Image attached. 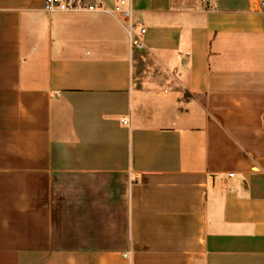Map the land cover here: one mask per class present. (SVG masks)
Wrapping results in <instances>:
<instances>
[{
    "label": "crops",
    "instance_id": "1",
    "mask_svg": "<svg viewBox=\"0 0 264 264\" xmlns=\"http://www.w3.org/2000/svg\"><path fill=\"white\" fill-rule=\"evenodd\" d=\"M261 1L0 0V264H264Z\"/></svg>",
    "mask_w": 264,
    "mask_h": 264
},
{
    "label": "built area",
    "instance_id": "2",
    "mask_svg": "<svg viewBox=\"0 0 264 264\" xmlns=\"http://www.w3.org/2000/svg\"><path fill=\"white\" fill-rule=\"evenodd\" d=\"M112 2V5L108 6L104 2L93 3L87 0H44L43 9L47 13L95 12L110 14L123 25L130 38L131 45L142 48L141 41L133 35V31L137 28L139 34L143 35L145 28L140 23L135 22L129 0H112ZM260 5L264 6V1H261ZM229 176H232V174H229Z\"/></svg>",
    "mask_w": 264,
    "mask_h": 264
}]
</instances>
